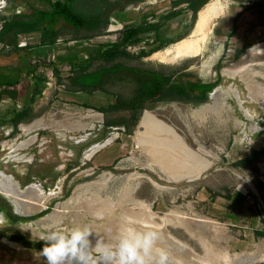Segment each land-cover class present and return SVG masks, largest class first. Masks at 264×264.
<instances>
[{"label":"rangeland","instance_id":"obj_1","mask_svg":"<svg viewBox=\"0 0 264 264\" xmlns=\"http://www.w3.org/2000/svg\"><path fill=\"white\" fill-rule=\"evenodd\" d=\"M223 1L225 11L211 21L192 51H178L176 42L158 50L157 55L94 62V69L114 62L162 65L167 71L186 66L205 81L220 75L215 87L221 92L215 101L208 98L198 105L177 100L159 102L143 111L131 133L123 127L105 126L101 112L82 105H106L117 94L129 96L131 86L73 90L68 86L70 57H86L96 45L119 39L124 25L152 20L170 0H73V8L80 14L103 12L109 17L101 34L66 41L73 37L68 32L53 45H37L38 33L21 34L18 43L25 41L33 45L31 48L0 52V82L17 81L13 87L18 91L16 99L3 96L0 100V169L13 176L19 191L33 185L42 193H52L32 213L20 212L11 196L10 201L0 194V219L4 220L0 230L44 241L42 237L52 230L67 232L87 226L93 233V244L99 239L115 245L129 227L153 229L161 234L153 254L166 249L170 264H215L214 257L226 254L229 264H246L250 255L256 254L253 246L231 247L235 236L243 233V209H254L264 226V0ZM46 7L42 0H3L0 15ZM188 18L179 15L165 22L160 29L162 40L182 31ZM59 25L73 30L62 21ZM111 26L115 28L109 31ZM244 45L237 60L216 69L220 59L226 61ZM148 46L140 43L127 49L135 53ZM8 48L4 46V50ZM34 65L46 77L41 96L33 103L36 114L20 122L14 131L9 121L11 112L32 102L30 74ZM53 68L59 72L60 84ZM233 71L238 73L230 74ZM203 105L211 108L194 112ZM36 119H40L39 126L22 129ZM108 138L112 140L105 144ZM101 143L105 145L98 146L92 158L85 157L86 151ZM253 150L260 151L257 159L243 167L235 165ZM88 161L90 165H86ZM108 165L111 168H102ZM135 173L153 180L160 189L151 180L135 179ZM11 214L24 218L11 221ZM187 227L202 233L199 235L205 243L191 237ZM258 240L264 242V237ZM42 249L0 237V264H46ZM261 249L264 252V245ZM251 264H264V257Z\"/></svg>","mask_w":264,"mask_h":264},{"label":"trees","instance_id":"obj_2","mask_svg":"<svg viewBox=\"0 0 264 264\" xmlns=\"http://www.w3.org/2000/svg\"><path fill=\"white\" fill-rule=\"evenodd\" d=\"M47 4L46 8H34L31 13H10L0 15V52H10L22 48H31L33 45L28 43L25 46H18L19 35L38 33L39 42L37 45H53L64 33H72L73 37L68 40L89 39L90 37L101 34L109 24V17L103 12L94 15H83L74 10L73 0H42ZM210 0H170L171 7L159 15L153 17V20L142 19L141 22L132 25H124L121 29L119 39L107 43H100L88 52L86 57L72 55L70 57V71L72 75L68 76V86L73 90H101L110 85L131 86V94L123 96L117 94L115 100L106 105H94L83 102L84 107H91L103 114V124L107 127H123V131L131 133L134 127L140 121L143 111L151 109L159 102L177 100L192 105H198L208 100V94L220 82L221 77L211 81H205L196 76L194 71L187 70L186 66L167 71L161 65L139 66L125 65L120 62H114L108 66L92 68L96 60L102 59L105 62H111L119 57L142 58L151 55L158 50L167 49L169 44H175L177 41L190 35L197 14L201 8ZM182 3H186V10L191 12L190 17L184 21L183 30L177 34L170 35L165 41L160 36V29L163 24L182 13L181 8H176ZM235 20V18H233ZM59 21L73 27L68 29L64 25H59ZM114 28L111 26L110 29ZM83 33L80 36L76 34ZM233 31L228 35H232ZM153 36L150 38L149 36ZM152 42H154L152 44ZM149 45L147 48L141 47L137 52H130L127 48L131 45ZM151 43V44H150ZM9 48L4 50V46ZM143 46V45H142ZM168 46V47H167ZM245 50V45L235 51V53L226 61L222 58L218 61L216 69L226 62L237 60ZM196 57V56H195ZM190 58V57H189ZM57 77V82L61 83L59 72L53 68ZM33 72L30 76L33 80L34 91L31 98V104L24 105L20 109H14L9 119L13 125L14 131L20 122L28 121L35 116L33 103L41 96L42 86L46 77L36 71V65L32 67ZM17 81L0 82V99L3 96L16 99L18 91L13 86ZM13 87V88H12ZM145 113V112H144ZM143 113V114H144ZM120 130V129H119ZM122 131V130H120ZM260 151L253 150L248 155L241 157L235 162L236 166L243 167L247 163L257 159ZM92 158V157H91ZM90 165V161L86 163ZM102 168H111L105 166ZM67 195V193H65ZM230 195L227 194V197ZM2 208L0 207V210ZM24 217L19 215H10L11 221L21 220ZM258 237H264V226L256 231ZM7 237L19 241L24 246L32 248H43L44 241H31L22 233L7 234L0 230V237Z\"/></svg>","mask_w":264,"mask_h":264},{"label":"clouds","instance_id":"obj_3","mask_svg":"<svg viewBox=\"0 0 264 264\" xmlns=\"http://www.w3.org/2000/svg\"><path fill=\"white\" fill-rule=\"evenodd\" d=\"M3 224L4 220L0 219V225ZM92 235L87 226L67 232L52 230L42 237L45 246L41 254L46 264H170V253L166 249H157L153 254L161 238L156 230L138 231L129 227L115 245L99 239L93 244Z\"/></svg>","mask_w":264,"mask_h":264},{"label":"bare ground","instance_id":"obj_4","mask_svg":"<svg viewBox=\"0 0 264 264\" xmlns=\"http://www.w3.org/2000/svg\"><path fill=\"white\" fill-rule=\"evenodd\" d=\"M223 7H224V5L221 2V0H210L208 3H206L201 8V10L198 12L196 23H195V25H194L189 37L188 38H183V39L177 41V43L175 45V49H177L180 52H188V51L194 50L196 48L197 42L204 36L205 30L209 26V22L215 16H217L218 14H220L222 12ZM157 54H159V51H155V52L152 53V55H157ZM194 56H196V55H194ZM234 73H238V72H236V71L230 72V74H234ZM220 92H221V88L217 87L216 90L213 92L214 94L212 93L211 98H213V100H214L216 98L217 94L220 93ZM236 98H237V101L240 103L239 105L241 106V102H240L241 100L239 99V96L236 95ZM208 108H211V106L203 105L200 109H198V110H196L194 112L195 113H200V112H202V111H204L205 109H208ZM40 123H41L40 119H36L35 121H33L28 126H24L23 125L22 129L23 130L30 129V128L32 129V128H35V127L39 126ZM114 136L115 135L113 134V137ZM111 140H112L111 138H108L106 140L105 144L109 143ZM105 144L101 143L99 145L92 146L88 151L85 152V154H84L85 157L89 158L91 156V154L96 150V148L98 146H100V145L102 146V145H105ZM0 172L2 173V174L0 173V193L5 194L8 197L11 196L12 200H13V204L15 205L16 209L19 210L20 212H25V213L34 212L36 210V208L41 207V205L43 203L42 201L45 200L50 194H52L50 192L49 193H42V192L38 191L35 188V186H33V185L28 186L26 191H23V192L19 191L17 188L18 187L21 188V187L18 185L17 181L14 180L13 176H11L8 173L3 172L1 169H0ZM133 177H135V179H137V180H140L141 178H146L148 180H151L148 177H146L144 175H141V174H138V173H135L133 175ZM11 179L17 184L18 187H16L14 185V183H13V181ZM151 183L155 187L160 189L161 186L158 185L156 182L151 180ZM27 194H28V196H27ZM23 196H25L27 198L26 199H21V197H23ZM33 200H35V201H33ZM24 202L30 203L31 205H27V206L24 205L23 206ZM33 205L36 206V207H32ZM187 229H188V227H187ZM186 232H188L191 237H194L195 239L199 240L201 243H203V244L205 243V241L202 239V235H199L201 233L196 234L195 233L196 231L193 232V231H191L189 229ZM171 239H172V241H174V242L178 243V245H180L179 242L176 239H174V238H171ZM263 245H264V242L259 243V250H258L259 252L257 254H255V255H250V258L248 260L246 259L247 260L246 264H251L255 260L264 257L261 254V252H263L262 249H261ZM93 250H95V249H93ZM220 253L221 252L219 251V254ZM223 254H225V253H223ZM226 255H224V256L220 255V257L216 256L214 258H215V260L220 261L219 262L220 264H229V261H231V260H228V258L225 257ZM217 261L215 262V264L217 263Z\"/></svg>","mask_w":264,"mask_h":264},{"label":"crops","instance_id":"obj_5","mask_svg":"<svg viewBox=\"0 0 264 264\" xmlns=\"http://www.w3.org/2000/svg\"><path fill=\"white\" fill-rule=\"evenodd\" d=\"M222 3L224 5L222 12L220 14H218L217 16H215L212 20H214L216 17H218L219 15H221L225 11L226 3L223 0H222ZM170 7H171V4H167V5L163 6L162 9L159 10L156 15H159L163 11H167ZM185 7H186V3H182L179 6H177L176 8L182 9V13L180 15H188L190 17L191 12L189 10H186ZM112 17L113 16H111V18ZM152 20H153V18H152ZM152 20H150V21H152ZM211 21L209 22V26L211 24ZM183 23H184V21H183ZM114 26H116V25H114ZM114 28H112V29H114ZM175 34H177V33H175ZM0 123H2V117H0ZM243 222H244L243 223V233H238L235 236L237 238L235 241H233L232 245H234V246L231 247V250H237V249H241V248H250V246H253L254 254L255 253L257 254L259 252L258 251L259 250V243H261L258 240V238H263V237H258L257 233H256V231H259L262 229V224L257 219L256 212L254 209H247V208L243 209ZM261 254H262V256H264V252H261ZM262 258H260V259H262ZM257 260H259V259H257Z\"/></svg>","mask_w":264,"mask_h":264},{"label":"water","instance_id":"obj_6","mask_svg":"<svg viewBox=\"0 0 264 264\" xmlns=\"http://www.w3.org/2000/svg\"><path fill=\"white\" fill-rule=\"evenodd\" d=\"M195 23H196V20H195V22H194V25H195ZM194 25H193V27H194ZM193 29V28H192ZM192 31V30H191ZM191 33V32H190ZM216 88L217 87H214L213 89H212V91L208 94V98H211V95H212V93L216 90ZM241 102V101H240ZM95 152V151H94ZM94 152L91 154V156L94 154ZM90 156V157H91ZM11 175V174H10ZM12 176V175H11ZM3 197H5V198H7L8 200H10V198L7 196V195H5V194H2V193H0ZM11 201V200H10ZM204 220V219H203ZM190 227H194V226H190ZM202 234V233H201Z\"/></svg>","mask_w":264,"mask_h":264},{"label":"flooded vegetation","instance_id":"obj_7","mask_svg":"<svg viewBox=\"0 0 264 264\" xmlns=\"http://www.w3.org/2000/svg\"><path fill=\"white\" fill-rule=\"evenodd\" d=\"M6 162H7V160H5V164H6ZM2 166V165H1ZM7 166H9L8 164H7ZM7 166L5 165L4 167L2 166V168L4 169V170H8V168H7ZM11 167H14V165L13 164H11ZM1 210H3V209H1ZM0 210V211H1Z\"/></svg>","mask_w":264,"mask_h":264},{"label":"built area","instance_id":"obj_8","mask_svg":"<svg viewBox=\"0 0 264 264\" xmlns=\"http://www.w3.org/2000/svg\"><path fill=\"white\" fill-rule=\"evenodd\" d=\"M112 29H109V31H111ZM19 46H25L26 45V42L25 41H19L18 43Z\"/></svg>","mask_w":264,"mask_h":264}]
</instances>
